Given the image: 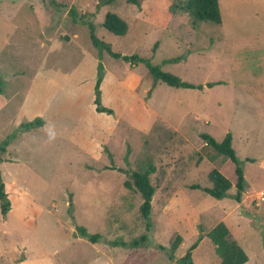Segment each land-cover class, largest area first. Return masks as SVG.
Here are the masks:
<instances>
[{"label":"rangeland","instance_id":"374dc122","mask_svg":"<svg viewBox=\"0 0 264 264\" xmlns=\"http://www.w3.org/2000/svg\"><path fill=\"white\" fill-rule=\"evenodd\" d=\"M53 1L0 0V147L7 141L5 151L21 164L4 166L12 184L2 181L10 206L0 264H173L166 253L181 234L185 247L181 238L174 260L203 236L196 264H210V252L219 264L205 234L220 222L250 264H264V0H217L219 25L192 24L179 8L184 0ZM106 13L127 25L125 35L102 27ZM85 23L112 53L135 55L202 90L169 87L143 62L111 58L91 45ZM98 60L100 99L111 116L92 106ZM35 76L33 99L46 105L54 140L48 131L20 137L16 130ZM201 134L216 142L231 136L245 184L240 204L231 199L235 165ZM149 165L146 230L130 174ZM212 169L231 185L219 200L189 189L210 187ZM77 227L97 235L95 243Z\"/></svg>","mask_w":264,"mask_h":264},{"label":"trees","instance_id":"16d2710c","mask_svg":"<svg viewBox=\"0 0 264 264\" xmlns=\"http://www.w3.org/2000/svg\"><path fill=\"white\" fill-rule=\"evenodd\" d=\"M52 5L55 4L53 0H50ZM180 10L188 15L192 24L200 23V22H208L214 25H219L221 23V17L218 8L217 0H184L180 6ZM69 12L73 15L72 9H69ZM84 24V23H83ZM87 29L89 31V39L91 45L94 48L99 50H104L111 58L119 59L121 58L124 62L129 64L136 65L138 62H143L145 67L152 78L153 81L164 83L165 85L173 88H181V89H197L202 90V87L195 86L189 84L187 82L181 81L178 77L162 72L158 67L151 66L148 62H144L139 59L135 55L131 56H119L118 54L112 53L108 45L99 41L95 38L92 32V26L90 23H85ZM102 27L108 31L109 33L115 36H123L127 31V25L116 15L113 13H106L103 19ZM173 61H177V59H173ZM104 71L103 67L98 60L96 65V73L95 80L92 87L93 91V100L92 105L94 106V111L96 113H102L107 116H111L113 114V110L107 108L102 105L100 99V83L103 79ZM215 84L219 83H208L207 87H212ZM2 81L0 80V93H1ZM42 125V122L39 118H35L32 121L24 122L18 125L17 132H26L31 129L38 128ZM13 136H11L12 138ZM202 141L205 146L210 147L214 150V152L218 156H222L228 159L231 163L235 165L234 167V175H235V183L234 188L235 192L231 196V199L235 203H239L241 201V196L245 191L244 178L241 168L237 165V161L234 155V152L231 148V136L226 134L220 142H216L212 137L206 134L200 135ZM7 146V141H4L2 146L0 147V152L4 153L5 147ZM154 172V168L152 166H148L143 172H132L130 177L132 179V188H134L141 196L142 202L138 208L141 217L145 221L146 230L149 229L148 223V215L150 211V201L151 197L154 193V189L149 182V175ZM208 181L210 182V187H199L197 185H191L189 189L198 190L200 189L203 193L210 196L214 199H222L226 196L227 191L231 187L228 180H226L217 170L212 169L209 171L207 176ZM125 187H129V184L124 182ZM9 202L6 200V194L4 192V184L2 182L0 176V215L2 219L5 218L8 210H9ZM77 231L79 232L80 237L87 238L91 243H95L98 238L97 235L88 236L85 229L82 227H77ZM210 243L214 247V253L219 258L220 264H244L247 261V256L243 252V250L238 246L236 241L231 237L226 227L222 222L216 224L210 231H208L205 235ZM146 238L144 235L139 237V241L142 242ZM137 240L131 242L129 244L130 247L135 248L138 245ZM200 241V237H198L185 251V253L174 260L173 253L176 250L178 244L181 242L180 236L176 235L173 241L170 243L167 258L168 261H174L176 264H192L191 260V252ZM121 246H126L124 243H119ZM160 251H163V248L158 247Z\"/></svg>","mask_w":264,"mask_h":264},{"label":"crops","instance_id":"0c3cea01","mask_svg":"<svg viewBox=\"0 0 264 264\" xmlns=\"http://www.w3.org/2000/svg\"><path fill=\"white\" fill-rule=\"evenodd\" d=\"M68 41L69 40H67V42ZM39 74H40V72H39ZM36 77L37 76H35L33 78V80H31V83L29 84V86L25 90V92H24V94H23V96H22V98H21V100L19 102V105H18V108H17V113L22 117L23 120H25V122L32 121L35 118H39L41 120L42 125L40 127L35 128V129H31L29 131H26L27 133H29L30 131H32V133H34L36 130H41V131L44 130V131H48V132H54L55 134H57L56 131L53 130V125H51V120L48 118V111H47L48 109H47V107L45 108L46 105H43L42 100H40V99H37V100L33 99V96H34L33 92L35 90L33 81H34V79H36ZM102 85L103 84L101 83L100 86H99V89H102ZM71 93H72V91L70 92V94ZM102 97H103L102 100L104 101V96H102ZM0 100H1L2 104L4 105L5 104V99H0ZM92 100H93V95H92ZM105 103L107 104V102H105ZM93 110H94V106H93ZM97 114H102V113H97ZM18 125L19 124H17L16 127ZM23 133L24 132L19 134L20 137H21V134L23 135ZM6 165L9 168H17V167L20 168L21 167L20 161L17 158H15V157H10L9 152L7 151V149L5 151V156L0 158V176H2V181H9L10 184H12V181L10 180V178L8 177V175L6 174L5 169H4V166H6ZM6 216H7V214H6ZM5 221H6V217H5V219H1V223H0L1 227L5 226V224H4ZM230 235H231V233H230ZM180 236H181L180 238H182V241H183L181 246L183 245V247H185V244H183L184 243V236H183V234H181ZM203 242H204V240H203V236H202L200 238V241H199L198 245L196 246V248H194L192 250V252H191L192 264H196L197 263V262H195V253L200 248V246H201L200 244L203 243ZM183 247H181V248H183ZM212 249L214 251L213 245H212ZM208 257H209V260L211 261L210 264H213V263L217 264L214 261L213 253L210 252ZM216 259H217V262L220 264V260H219V258L217 256H216ZM173 264H176V263H173ZM244 264H250V259L248 257H247V261Z\"/></svg>","mask_w":264,"mask_h":264},{"label":"clouds","instance_id":"9594fccd","mask_svg":"<svg viewBox=\"0 0 264 264\" xmlns=\"http://www.w3.org/2000/svg\"><path fill=\"white\" fill-rule=\"evenodd\" d=\"M49 139L50 140H54L55 139V133L54 132H50L49 133Z\"/></svg>","mask_w":264,"mask_h":264},{"label":"built area","instance_id":"2783aa9c","mask_svg":"<svg viewBox=\"0 0 264 264\" xmlns=\"http://www.w3.org/2000/svg\"><path fill=\"white\" fill-rule=\"evenodd\" d=\"M262 197H263V193L260 192V193L258 194V197L256 198V200H258V201H262Z\"/></svg>","mask_w":264,"mask_h":264}]
</instances>
